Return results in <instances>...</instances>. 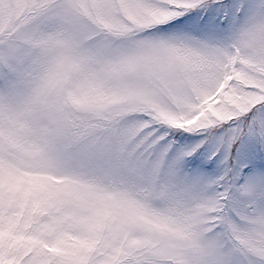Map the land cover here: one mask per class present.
Returning <instances> with one entry per match:
<instances>
[{"label": "snow or ice", "instance_id": "1", "mask_svg": "<svg viewBox=\"0 0 264 264\" xmlns=\"http://www.w3.org/2000/svg\"><path fill=\"white\" fill-rule=\"evenodd\" d=\"M0 264H264V0H0Z\"/></svg>", "mask_w": 264, "mask_h": 264}]
</instances>
